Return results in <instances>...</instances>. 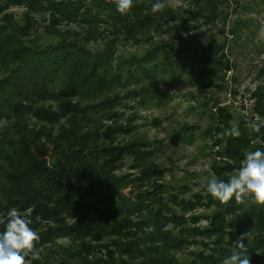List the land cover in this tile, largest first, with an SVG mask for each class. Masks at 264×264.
I'll return each instance as SVG.
<instances>
[{
    "label": "trees",
    "instance_id": "1",
    "mask_svg": "<svg viewBox=\"0 0 264 264\" xmlns=\"http://www.w3.org/2000/svg\"><path fill=\"white\" fill-rule=\"evenodd\" d=\"M9 1L12 5H27L30 12H49L53 23L83 22L89 26L100 22L106 13H119L113 0H91V3L84 0ZM155 2L133 0L128 13L141 21L144 11H151ZM161 14L172 21L183 18L173 10H162ZM151 22L146 19L143 27L148 28ZM141 25L138 22L134 31ZM33 31L31 22L22 23L12 16H4L0 22V117L22 120L30 116L52 127L63 121L66 126H60L56 133L45 126L39 130H24V123L18 120L14 135L2 133L0 216L6 218L12 207L30 212V227L40 235L38 248L54 245L61 238L79 239L96 230L103 232L102 225L116 219L121 221L112 225V231L120 235L133 227L131 219L136 216L137 225L142 226L136 225L137 229L152 230L143 241L152 243L148 250L157 256L143 264H179L168 251L182 248L192 237L188 239L181 230L180 234H173L168 226H186L188 220L184 213L193 204L167 196L166 186L158 181L162 173L148 163V156L152 154L143 151L144 146L137 142L108 146L102 141L117 130H110L105 136L83 130L81 125L87 118V110L100 105L107 108L108 97L117 87H126L129 83L138 85L142 78L155 79L159 73L173 83L177 79L176 72L162 66L157 74L159 68H149L148 62H129V66L124 61V66L115 58L112 47L91 50L75 40L49 32L33 36ZM223 57L210 52L203 61L194 59L197 68L190 73L194 83L199 84L205 75L204 65L229 70L231 66ZM173 63L170 65L174 66ZM101 98L104 99L101 104L80 105L81 101ZM140 101L141 104L152 103L145 95L140 96ZM47 103L56 104L57 109L41 106ZM219 113V122L212 126L206 138L212 139L218 147L217 155L227 159L215 168L221 170H214L220 181H227L229 178L225 175L241 167L252 143L257 139L264 142V127L254 132L246 126L248 119L235 118L223 109ZM231 127H237L240 136L221 135ZM121 131L118 128V133ZM259 149L264 150L262 146ZM126 155L133 156L140 163L138 167L144 168L140 176L115 173L117 163ZM172 204L179 207L180 213L172 209ZM205 205L213 209L212 215L207 217L208 226L186 230L189 236L205 241L201 243L208 252L200 253L197 263L222 264L223 259L231 255L239 237L251 230L250 240L244 241L246 254L251 264H264V210L258 211V206L251 203L237 204L234 198L222 204L210 194ZM2 231L4 225L0 226ZM33 264H37V260Z\"/></svg>",
    "mask_w": 264,
    "mask_h": 264
},
{
    "label": "rangeland",
    "instance_id": "2",
    "mask_svg": "<svg viewBox=\"0 0 264 264\" xmlns=\"http://www.w3.org/2000/svg\"><path fill=\"white\" fill-rule=\"evenodd\" d=\"M84 1L91 3V0ZM163 2L166 4L164 11L178 12L183 21H172L164 17L162 11L153 14L145 10L142 22L133 13H106L100 22L89 26L83 22L53 23L49 12H30L27 5H12L9 0H0V22L4 16H12L22 23L31 22L33 36L49 32L75 40L91 50L112 47L115 58L124 66L126 61L129 66V62H148L149 68H159L157 74L162 66L176 72L177 79L173 83L159 73L155 79L142 78L138 85L129 83L126 87H117L108 97L110 104L107 108L100 105L87 110V118L81 125L83 130L105 136L110 130H117L102 141L105 145L120 147L137 142L144 146L143 151L152 154L147 161L161 171L158 181L166 186L167 196L193 204L184 213L188 220L186 226H168L173 234L178 235L182 231L184 236L192 239L182 248L168 251V254L179 264H201L197 263V258L200 253L208 252L202 245L205 241L189 236L186 230L208 226L207 217L212 215L213 209L205 205L208 193L204 181L212 176L219 180L214 170H221L215 168L227 162L217 155L218 147L212 139L206 138V134L219 122L221 109L235 118L250 120L259 117L264 121V0ZM182 12L186 13L181 15ZM143 17L152 20L148 28L143 27L146 20ZM138 22L142 25L134 31ZM210 52L211 55L216 52L223 55L231 68L226 70L204 65L205 75L196 84L190 75L197 68L194 59L203 61ZM171 62L174 66L170 65ZM143 95L152 99V103L141 104L140 96ZM103 101V98L81 101L80 105L95 106ZM41 106L57 109L53 103ZM18 120L0 117V139L4 132L16 133ZM20 121L24 123V130H39L45 126L56 133L60 126H66L63 121L52 127L30 116ZM118 128L122 130L119 133ZM261 140L254 141L248 151L261 146L264 148ZM139 164L133 156L126 155L117 163L115 173L140 176L144 168L138 167ZM238 170L225 176L230 178ZM172 209L180 213L179 207L173 204ZM22 213L31 224L30 212ZM5 219L0 216V221ZM120 221L110 220L102 225L103 232L96 230L87 237L56 240L54 245L43 248L37 264L45 261H48L46 264H143L147 259L156 258L148 250L152 243L143 241L152 230L137 229L139 219L134 216L131 219L133 227L117 235L112 231V225ZM3 225L0 222V226Z\"/></svg>",
    "mask_w": 264,
    "mask_h": 264
},
{
    "label": "clouds",
    "instance_id": "3",
    "mask_svg": "<svg viewBox=\"0 0 264 264\" xmlns=\"http://www.w3.org/2000/svg\"><path fill=\"white\" fill-rule=\"evenodd\" d=\"M116 11L126 15L133 6V0H113ZM166 7L163 0H156L151 11L156 14ZM246 126L259 132L264 127V121L259 117L246 121ZM238 137L240 131L237 127L225 130L221 135ZM204 187L212 198L222 204H227L233 198L237 204L251 203L257 205V210H264V150L256 149L245 153L241 167L235 175L227 181L217 180L214 176L205 178ZM4 224V231L0 232V264H32L39 260L43 248H38L40 235L32 227L25 215L16 207L8 210L6 219L0 221ZM167 231V228L164 229ZM252 231L243 233L230 256L225 257L222 264H251V258L246 254L245 239L250 240Z\"/></svg>",
    "mask_w": 264,
    "mask_h": 264
}]
</instances>
